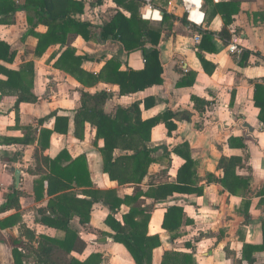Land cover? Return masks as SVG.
<instances>
[{"label": "crops", "instance_id": "0c3cea01", "mask_svg": "<svg viewBox=\"0 0 264 264\" xmlns=\"http://www.w3.org/2000/svg\"><path fill=\"white\" fill-rule=\"evenodd\" d=\"M77 1L83 2L84 9L75 19L92 25V39L84 41L68 33L65 45L50 46L39 58L33 54L37 39L27 34L29 27L24 12L15 13L12 24L0 26V39L17 52L14 64L2 65L18 70L23 63L33 61L32 93L40 98L36 104L22 103L14 110V92L0 88V138L22 139L29 133L35 138L32 144L25 146L0 145V206L5 202L4 194H8L11 187L15 188V169L20 171V183L15 189L23 193L18 211L0 214V264H14L8 241L17 239L22 228L32 231L36 238L64 239L63 231L39 222L38 210L45 208L53 198L61 197L67 204L66 194H73L75 199L83 198L84 189L71 188L63 197L61 193L47 196L45 181L44 198L38 202L33 192L34 176L27 171L48 172L44 159H54L62 151L71 160L79 156L85 158L89 180L96 189L113 190L120 201L140 192L144 214L149 216L147 236L158 237L160 242L151 252V264H162L166 252H173L177 257L191 256L196 264H248L243 257L244 246H261L264 239V125L257 119L258 110L252 104V84L264 83V0H152L149 6L139 0L138 8L131 5V0H120V4L116 0ZM186 4L192 5L188 12L184 9ZM219 4L229 5L220 10ZM161 10H165L166 15ZM116 12L126 18L135 13L151 26L162 29L158 47L164 68L163 85L122 96L115 85L99 81L88 88L54 66L61 52L71 48L77 56L89 58L81 64L86 73L98 74L112 58L120 62L121 71L142 69V52L127 56L118 43L100 37L101 27ZM223 15L231 16L227 27ZM224 28L226 36L221 33ZM34 32L43 34L46 28L38 25ZM203 33L210 35V43H205L198 52ZM231 47L236 51L231 52ZM150 50L146 46L144 52ZM211 67H214L212 71ZM0 81L3 82L1 76ZM97 91L112 94L104 106L106 114L114 115L118 108L128 109L136 102L152 98L153 105L148 109L140 105L142 121L168 111L175 115L172 122L176 129L170 136L162 123L150 130L147 148L152 163L139 185H119L109 179L100 151L103 141L96 138V130L89 123L84 124L83 139L74 135L73 119L80 108L81 92ZM54 113L69 118L68 130L66 134L53 133L44 149L41 132L53 130L54 119L42 125L37 122ZM183 143L188 145L192 160L190 184L185 186L176 182L177 171L184 160L173 153V149ZM123 155L125 153L119 150L113 153L114 158ZM221 157L241 160L234 174L248 182L244 192L240 190L238 195H232L220 184H206L207 175L220 176L216 168ZM70 163L64 159L61 166ZM165 185L203 192L199 195L174 191L162 201L146 197L148 193L157 195V190ZM172 206L182 209L171 225L178 223L173 235L162 228L165 213ZM127 212L128 208L121 205L114 219L124 224L122 218ZM109 214L104 205L93 203L87 221L75 215L68 227L76 232L85 248L80 253L56 252L53 257L58 263L68 264L71 259L83 263L95 255L97 264H135L121 244L105 237L112 234L105 223ZM102 239L105 243H101ZM18 251L23 256L22 264H35V257L27 249ZM251 257L254 264H264V250L252 253Z\"/></svg>", "mask_w": 264, "mask_h": 264}, {"label": "trees", "instance_id": "16d2710c", "mask_svg": "<svg viewBox=\"0 0 264 264\" xmlns=\"http://www.w3.org/2000/svg\"><path fill=\"white\" fill-rule=\"evenodd\" d=\"M15 1H20L18 4ZM119 4L120 0H116ZM133 6H140L139 0H131ZM229 4H219L217 7L226 8ZM127 10L131 8L125 6ZM84 4L77 0H0V26L12 24L13 17L17 12L26 14V22L29 27L28 35H33L37 39L34 49V57L39 58L50 46L65 45L68 33L80 36L84 41L92 39V25L87 22L79 21L76 16L83 13ZM166 15L165 10H161ZM224 26L231 23V16H224ZM41 25L46 28L43 34H36L34 29ZM162 29L151 26L148 22L140 19L137 14L131 13L126 18L122 13L116 12L113 18L100 29L102 40H109L118 43L121 50L127 55L135 52H142L144 67L140 70L127 68L121 71V64L116 59H110L105 62L103 68L98 74L86 73L81 69V64L89 58L84 55L77 56L71 48H65L59 55L54 66L75 77L80 84L91 88L99 81H105L108 84L119 88L120 95H131L143 92L145 89L163 85L164 68L160 58L159 41ZM222 36H226L225 28L222 30ZM209 34L203 33L201 44L197 51L203 49L205 43H210ZM146 46L151 50L144 52ZM197 52V54H198ZM17 57V52L5 41L0 39V88L12 90L15 94L13 109L17 110L22 103L36 104L40 98L32 93L34 65L33 61L23 63L18 70L6 68L3 63L12 65ZM199 57V55H198ZM247 57V54H246ZM201 59V58H200ZM214 67H211L212 71ZM210 73V72H209ZM183 84H178L181 86ZM252 104L258 110L257 119L264 125V83H254ZM112 94L106 91H97L93 94L81 92L80 108L76 111L73 119L74 135L78 139L84 137V124L89 123L96 130V138L103 141V148L100 150L104 172L108 174L111 181H117L119 185H139L148 166L152 163L149 158L150 151L147 144L150 141V130L158 123L164 124L168 136L176 129L172 122L175 116L170 111L156 118L141 120L140 105L148 109L153 105L152 98H145L142 102L132 104L128 109L118 108L114 115L106 114L104 106ZM195 101L194 99H192ZM54 119L53 130H44L41 132L42 148L48 147V141L53 133L66 134L69 125V118L66 116H57L51 114L50 117L39 120L38 125H42L49 119ZM193 122V121H192ZM34 136L29 133L22 139L0 138V145H29L34 142ZM115 150H119L125 155L113 157ZM131 152L130 155L127 153ZM173 153L184 160V164L178 169L176 182L179 185L190 184V169L192 160L189 154V147L186 143L173 149ZM16 156V155H15ZM64 159L71 163L67 166H61ZM45 168L48 170H37L31 173L34 176L33 192L36 201L44 198V182L47 181V196H53L56 193L64 196L71 188L84 189L83 198L75 199L73 194H66L67 204L62 202V198H53L48 201L45 208H40L39 222L47 227L63 231L65 233L62 241L55 240L46 236L35 237L34 233L27 228H22L17 239H9L14 264H22L23 256L18 249H27L35 257V264H59L53 257L60 251L65 254L71 252H82L85 244L78 239L76 232L69 229V223L75 215L87 221L90 208L93 203H101L110 214L106 218V225L112 231L107 234L109 240L121 244L135 264H151V252L160 245L158 237L147 236V224L149 216L144 214L145 208H142L144 202L139 200L140 192L124 201L117 200L115 191H100L94 187L89 180L88 170L85 158L79 156L71 160L65 151H62L54 159H44ZM241 160L233 157H221L218 161L216 171L220 176L207 175L206 184H220L228 193L238 195L239 191L244 192L248 186L246 180L236 177L235 169L240 167ZM87 178V180H85ZM178 193H196L202 194V190L191 188H175L173 186H161L155 193H148L146 197H152L156 201L167 199L173 192ZM56 194V195H57ZM23 193L10 188L8 194H4L5 202L0 206V214L8 210H19V198ZM121 205L128 208V212L123 216L124 224L118 223L114 219L116 211ZM177 206H172L165 213L162 228L173 235V231L178 228V223L171 226L182 213ZM17 217V216H16ZM15 219V218H14ZM1 225V224H0ZM264 250V239L261 246H244L243 257L248 264H254L252 253ZM97 256H90L85 262L81 263L71 259L68 264H97ZM97 260V261H96ZM162 264H196L191 256H179L173 252H166L163 256Z\"/></svg>", "mask_w": 264, "mask_h": 264}, {"label": "water", "instance_id": "95a60500", "mask_svg": "<svg viewBox=\"0 0 264 264\" xmlns=\"http://www.w3.org/2000/svg\"><path fill=\"white\" fill-rule=\"evenodd\" d=\"M15 188H18L20 183V171L18 169L14 170ZM105 239L101 240V243H105Z\"/></svg>", "mask_w": 264, "mask_h": 264}, {"label": "built area", "instance_id": "2783aa9c", "mask_svg": "<svg viewBox=\"0 0 264 264\" xmlns=\"http://www.w3.org/2000/svg\"><path fill=\"white\" fill-rule=\"evenodd\" d=\"M143 2L145 3V5L149 6L151 4L152 0H143ZM191 8H192L191 4H186L184 6V9H185L186 12H188ZM230 50H231V52H234V51H236V48L235 47H231Z\"/></svg>", "mask_w": 264, "mask_h": 264}]
</instances>
